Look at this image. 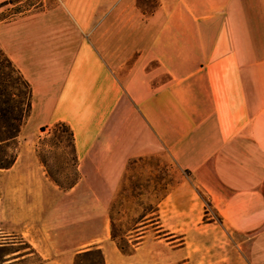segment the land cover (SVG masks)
Instances as JSON below:
<instances>
[{
    "label": "crops",
    "instance_id": "0c3cea01",
    "mask_svg": "<svg viewBox=\"0 0 264 264\" xmlns=\"http://www.w3.org/2000/svg\"><path fill=\"white\" fill-rule=\"evenodd\" d=\"M61 5L62 24L18 18L15 45L4 49L2 25L0 45L35 93L29 67L49 73L42 125L63 121L75 136L80 178L68 190H116L129 163L168 155L245 235L240 245L249 264H264V0H157L150 10L141 0ZM69 24L76 46L61 53L66 35L59 27ZM32 233L0 227V246L29 245L6 252L0 264L36 253L49 264Z\"/></svg>",
    "mask_w": 264,
    "mask_h": 264
},
{
    "label": "rangeland",
    "instance_id": "374dc122",
    "mask_svg": "<svg viewBox=\"0 0 264 264\" xmlns=\"http://www.w3.org/2000/svg\"><path fill=\"white\" fill-rule=\"evenodd\" d=\"M141 2H146L150 10L157 0ZM48 16L58 24L64 22L61 0H0L4 49L15 45L16 19ZM59 28L66 35L59 49L61 53L74 50L78 37L75 27L69 24ZM12 51L15 52L14 48ZM40 70L34 66L28 69L37 90L33 109L18 137L17 161L10 169H0V214L3 212L5 219L0 227L31 229V237L49 264H74L76 251L87 244L101 248L109 264H249L240 245L245 235L225 222L207 192L197 187L191 175L168 155L129 163L116 190L108 186H83L74 191L56 185L48 177L39 155L49 162L55 177L63 183L71 182L75 171L69 133L62 132V141L58 142L41 131L44 121L41 86L49 79V73ZM46 136L49 138L44 141ZM103 194L111 195L112 200H100ZM113 203H116L117 229L122 234L132 228V218L141 214L152 212L159 218L146 226L148 241L138 245L132 254L120 251L112 239ZM158 223L163 224V231L159 232ZM16 242L26 240L17 237ZM28 246L26 243L3 247L1 253ZM40 263L41 256L36 253L20 264Z\"/></svg>",
    "mask_w": 264,
    "mask_h": 264
},
{
    "label": "trees",
    "instance_id": "16d2710c",
    "mask_svg": "<svg viewBox=\"0 0 264 264\" xmlns=\"http://www.w3.org/2000/svg\"><path fill=\"white\" fill-rule=\"evenodd\" d=\"M33 96L32 83L0 45V169H10L17 161L18 137L25 120L33 109ZM41 131L47 132L51 138L55 137L58 142L62 141V132L69 133L71 160L75 171V178L71 182L63 183L59 181L55 177L49 162L40 155L39 158L42 165L46 168L48 177L56 185L66 190L73 188L80 178V172L72 128L66 122L59 121L51 127L42 126ZM49 137L46 136L43 140L45 141ZM115 204H112L110 212L112 239L123 253L132 254L143 239L146 226L149 223L158 222L159 218L156 215H151L152 212L141 214L132 218V228L122 234L117 229ZM131 231L132 233H130ZM4 243L5 241L0 239V245ZM2 249L3 247L0 246V260H3L6 254L1 253ZM74 264H106V259L101 248L92 246L77 253Z\"/></svg>",
    "mask_w": 264,
    "mask_h": 264
}]
</instances>
